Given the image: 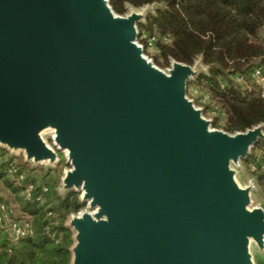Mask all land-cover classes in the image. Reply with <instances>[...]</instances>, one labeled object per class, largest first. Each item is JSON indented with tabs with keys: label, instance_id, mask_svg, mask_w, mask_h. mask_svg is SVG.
<instances>
[{
	"label": "water",
	"instance_id": "water-1",
	"mask_svg": "<svg viewBox=\"0 0 264 264\" xmlns=\"http://www.w3.org/2000/svg\"><path fill=\"white\" fill-rule=\"evenodd\" d=\"M141 18L110 0H0V146L32 163L65 152L61 189L88 207L67 215L69 264H254L264 210L233 166L264 122L213 128L186 95L210 66L157 67Z\"/></svg>",
	"mask_w": 264,
	"mask_h": 264
},
{
	"label": "trees",
	"instance_id": "trees-1",
	"mask_svg": "<svg viewBox=\"0 0 264 264\" xmlns=\"http://www.w3.org/2000/svg\"><path fill=\"white\" fill-rule=\"evenodd\" d=\"M152 2L163 6L138 25L139 33L169 39L157 40L165 63L171 57L191 64L196 55L202 56L210 68L208 75L199 76L198 82L208 85L224 109V128L243 130L264 122V92L243 89L228 78L244 73L250 79L255 67L264 68V45L258 38L264 26V0H110L118 13L124 11L125 3L140 6ZM257 157L264 163V141L257 142L246 162ZM0 166L4 170L0 173H9L7 163ZM256 171L263 183L264 172L259 168ZM32 183L25 180L19 186L22 190L32 186L29 197L20 200L22 211L30 217L32 233L12 238L0 229V264H68L70 233L62 222L67 214L81 207L77 195L68 192L60 198L52 191L54 203L50 204L48 188L44 191Z\"/></svg>",
	"mask_w": 264,
	"mask_h": 264
},
{
	"label": "rangeland",
	"instance_id": "rangeland-1",
	"mask_svg": "<svg viewBox=\"0 0 264 264\" xmlns=\"http://www.w3.org/2000/svg\"><path fill=\"white\" fill-rule=\"evenodd\" d=\"M161 6L158 3H146L140 6H133L131 4L124 5V11L122 13H115L124 15L127 14L130 10H135L142 13V18L138 25L144 24L145 18L147 14L152 13L155 9ZM137 25V42L143 48V54L149 58L157 67L160 69L166 70L170 65L171 57H168L167 63L161 58L160 51L157 45V40L163 42H169V39L164 36L160 37L157 34L149 35L147 32L139 33V27ZM258 38L264 45V26L258 32ZM198 59L195 58V61ZM196 73L187 81L186 85V95L189 99L192 100L196 107H199L202 111V115L210 121V124L213 128L221 129L226 132H233L228 131L224 128L226 123V114L224 109L218 103L217 98L214 96L213 92L210 90L208 85L203 82H198V78L200 75H208V72H203L201 68L196 67ZM251 74V73H250ZM248 74L240 73L235 74L234 76H229L228 78L231 79L233 83L238 84L243 89L249 88H257L261 89L264 92V84L262 82H258L254 79L251 75L249 79ZM223 84V83H222ZM221 84V85H222ZM44 138L49 144H52V139L49 133H45ZM257 144V143H256ZM255 144V145H256ZM254 145V147H255ZM254 147L251 149L249 155L253 153ZM256 153H259L258 151ZM57 161L55 163H32L30 161H25L23 153L20 151H14L8 149L6 147L0 146V164L2 166L7 163L6 171L9 173H4L3 168L0 170V200L5 202L8 206L10 217L13 220L18 221H29V216L22 211L20 200L29 197L27 195V188L22 190L19 186H22L27 180L28 182L31 181L37 186L47 187L49 192V200L50 204L54 203L53 199V192L60 198H63L66 192H63L61 189V178L64 175V172L70 168V164L66 159L65 152L57 150ZM248 155V156H249ZM247 156V157H248ZM240 160V165L235 168V177L238 183L241 186H245L249 180H253L255 182V189L251 192V206H260L264 210V182L260 183L257 177L256 171L258 168L264 172V163L261 162L260 158L257 157L255 161H248L246 159ZM10 164H14L17 168V171L9 170L8 166ZM1 167V166H0ZM20 168V169H19ZM20 171H19V170ZM22 170V172H21ZM20 174L23 177H20ZM32 183V184H33ZM29 186V185H28ZM27 186V187H28ZM18 189V190H17ZM53 191V192H52ZM77 195V198L80 196V191H70ZM87 204H82L76 213L80 210H87ZM68 215V214H67ZM67 215L63 219L62 226L64 228L65 224L67 223ZM67 229V228H66ZM70 233V244L67 247L69 251V247L73 243L72 239V232L71 230L67 229ZM53 235V234H52ZM253 253V261L254 264H264V252L260 253L255 248H252ZM70 263V252H69V260L68 264Z\"/></svg>",
	"mask_w": 264,
	"mask_h": 264
},
{
	"label": "built area",
	"instance_id": "built-area-1",
	"mask_svg": "<svg viewBox=\"0 0 264 264\" xmlns=\"http://www.w3.org/2000/svg\"><path fill=\"white\" fill-rule=\"evenodd\" d=\"M254 79L258 82H262L264 84V68L263 67H255L250 74ZM9 170L16 172L17 168L14 164H10L8 166ZM22 178L23 175L20 174ZM32 186L29 185L27 187V195L30 194ZM43 190L46 191L47 187H43ZM0 229L5 230L12 238H20L32 233L31 223L29 221H18L13 220L10 217L8 206L5 202L0 200Z\"/></svg>",
	"mask_w": 264,
	"mask_h": 264
}]
</instances>
